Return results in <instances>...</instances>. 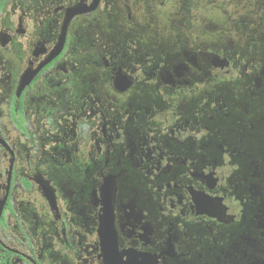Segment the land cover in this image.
I'll list each match as a JSON object with an SVG mask.
<instances>
[{
  "label": "flooded vegetation",
  "instance_id": "obj_1",
  "mask_svg": "<svg viewBox=\"0 0 264 264\" xmlns=\"http://www.w3.org/2000/svg\"><path fill=\"white\" fill-rule=\"evenodd\" d=\"M0 264H264V0H0Z\"/></svg>",
  "mask_w": 264,
  "mask_h": 264
},
{
  "label": "rangeland",
  "instance_id": "obj_2",
  "mask_svg": "<svg viewBox=\"0 0 264 264\" xmlns=\"http://www.w3.org/2000/svg\"><path fill=\"white\" fill-rule=\"evenodd\" d=\"M147 50L149 49V51L151 50L154 53L159 54L161 51L165 52L167 50L166 44L163 43L161 44H157L156 46H153L151 44H142ZM89 46L88 45H79L77 46V48L81 51H84V49H87Z\"/></svg>",
  "mask_w": 264,
  "mask_h": 264
}]
</instances>
